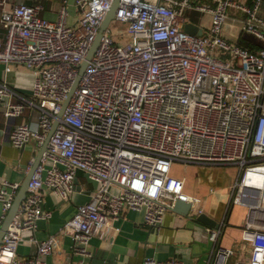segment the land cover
<instances>
[{
  "label": "built area",
  "instance_id": "obj_1",
  "mask_svg": "<svg viewBox=\"0 0 264 264\" xmlns=\"http://www.w3.org/2000/svg\"><path fill=\"white\" fill-rule=\"evenodd\" d=\"M27 1L0 0L5 30L0 107L8 124L23 117L27 107L38 116L37 123L10 125L16 148L35 141L40 149L59 124L3 238L0 264H47L44 257L58 240L36 236L38 221L52 217L43 191L70 201L80 171L99 186L61 231L73 239L72 254L82 264L95 256L93 238L118 231L115 221L126 210H144L152 227L161 226L178 199L193 205L190 215L203 212L194 213L201 200L186 193L185 179L173 175L177 162L239 166L231 199L244 205L258 199L261 209L255 220L249 215L242 232L251 259L235 264H264V0H121L113 20L124 26L120 39H113L110 25L81 76L115 0H74V25L67 23L69 0H62L55 21L43 16L47 0ZM192 12L210 17L201 35L186 31ZM230 21L240 24L239 36L229 33ZM246 33L262 46H242L240 36ZM16 64L33 74L31 98L19 99L12 87L9 74ZM20 186L0 180V230ZM26 231L38 246L33 257L18 253ZM209 232L215 243L209 264H229L235 250L217 245L220 230ZM144 264L185 262L180 256L147 257Z\"/></svg>",
  "mask_w": 264,
  "mask_h": 264
},
{
  "label": "crops",
  "instance_id": "obj_2",
  "mask_svg": "<svg viewBox=\"0 0 264 264\" xmlns=\"http://www.w3.org/2000/svg\"><path fill=\"white\" fill-rule=\"evenodd\" d=\"M16 1V0H14ZM32 2L27 1V4ZM62 0H47V10L58 13ZM58 15V14H57ZM192 12L190 20L200 28L207 31L210 17ZM46 18V17H45ZM237 21L228 24L229 33L236 36L240 30ZM5 33L0 25V39ZM239 36V34H238ZM252 45L255 49L262 44ZM13 73V74H12ZM12 87L16 94L24 98H31L33 74L22 65H15L12 71ZM5 66L0 64V79L4 78ZM10 76V74H9ZM19 99H22L19 97ZM23 117L14 119L8 124L3 108L0 107V180L12 182L25 181L29 174L28 164L36 158L40 150L36 142L24 148H16L10 139L11 126L23 121L37 123L38 116L33 108H26ZM173 175L185 179L186 193L192 197H198L201 203L194 213L201 208L210 217L221 222L220 238L217 245L223 248L235 250L229 264H235L238 259H251L250 247L243 241L242 232L251 214L255 216L261 209L256 206L258 199L249 203L241 204L231 199L232 188L240 174L237 165L195 167L190 171L183 172L180 168L173 169ZM77 190L70 201H63L51 190L43 191L45 208L52 212L49 219L39 220L36 236L45 240L49 236H56L57 246L53 253L45 256L47 264H82L81 258L72 254L73 239L61 231L71 217L74 216L79 205L90 201L98 184L91 181L87 174L80 171L77 175ZM256 188H251L249 191ZM260 193V191H257ZM255 201V202H254ZM144 210H126L122 217L115 221L119 230H113L107 234L96 235L90 245L94 257H89L86 264H144L147 257H155L165 260L172 257H181L185 264H209L215 243L212 241L208 225L200 222L193 214L184 216L176 214L172 210L164 216V221L159 227H152L144 220ZM3 217V206L0 204V218ZM32 234L29 231L23 233L18 253L22 256L33 257L37 255V243L30 241Z\"/></svg>",
  "mask_w": 264,
  "mask_h": 264
},
{
  "label": "water",
  "instance_id": "obj_3",
  "mask_svg": "<svg viewBox=\"0 0 264 264\" xmlns=\"http://www.w3.org/2000/svg\"><path fill=\"white\" fill-rule=\"evenodd\" d=\"M120 3H121V0H115V2L113 3L114 4L113 7L111 8V10L106 15V17H105V19L103 21L104 23H103V25L101 27V31L98 34V36H97V38L95 40V43L93 44V46H92V48H91V50H90V52H89V54L87 56V60L84 61V64L82 65L80 76L84 73V70L86 69V67L88 65V61L90 60V58L93 56V54L95 53V51L99 47L103 32L109 28V26L112 24V21L115 19L116 14L119 11V7L121 6ZM186 31L189 32V33H198L199 35L203 34L202 29L198 25H196L195 23L188 24L186 26ZM80 79H81V77L76 81V83L74 84L71 92L69 93V97H68L67 101L65 102L64 107H63L62 111L59 113L60 114L59 115L60 118L63 117L64 111L67 108V104L69 103V100H70V98L72 96L71 94L74 91V89L76 88V86L79 83ZM58 124H59V120H57L54 123V125L52 126V128L50 130V133H49L45 143L39 149L40 152L37 155V157L35 158V161H34L33 166H32V170L29 172L27 178L25 179V181L20 186L21 188H20V190H19L18 194L16 195V198H15V200L13 202V207L11 208V210L7 213V215L2 220L3 224H2L1 230H0V246L4 243L3 238H4L5 234H6V232L9 230V227L11 225L12 220L15 218L16 214L20 210V208L22 206L21 205L22 202L28 196V192H29V188H30V186H29L30 181L32 180L34 173L38 169L37 167L40 165L44 153L47 151L46 149H47L49 140H50L52 134L54 133V130L58 126ZM0 153H1V143H0ZM77 182L78 181H77V178H76L75 183H77ZM192 209H193V205L191 203L178 199L176 204H175V207L172 209V211L174 213H176V214H182L184 216H188V215H190V212H191ZM196 218L200 222L208 225L210 228L219 229L221 227V222L220 221H218L215 218L210 217L205 212H201V213L197 214Z\"/></svg>",
  "mask_w": 264,
  "mask_h": 264
},
{
  "label": "rangeland",
  "instance_id": "obj_4",
  "mask_svg": "<svg viewBox=\"0 0 264 264\" xmlns=\"http://www.w3.org/2000/svg\"><path fill=\"white\" fill-rule=\"evenodd\" d=\"M69 2L71 4V7H70V15L68 17L67 23H69L70 25H74V22H76V20H77V15H76L77 14V9H76L75 5H73L74 0H69ZM45 17H46V19L48 18V19H50L52 21H55V20H57L58 15L56 13H53L50 10H47V14L45 13ZM111 29H112L111 36L113 37L114 40L118 41L120 39V35H121L119 30L124 29V26L118 25L117 22L113 21V23L111 24ZM114 31L116 32L115 35H114ZM216 54L218 56H221L219 51H217ZM12 74H10V76H9V79H10L11 82L13 81ZM174 165H175L174 169L180 168L183 172H186V171L188 172L192 168H195L197 166L200 167V165H198V164L183 163V162H177ZM231 165H233V164H231ZM231 165H229V166H231ZM238 168H239V166H238ZM245 260H247V259H245Z\"/></svg>",
  "mask_w": 264,
  "mask_h": 264
},
{
  "label": "trees",
  "instance_id": "obj_5",
  "mask_svg": "<svg viewBox=\"0 0 264 264\" xmlns=\"http://www.w3.org/2000/svg\"><path fill=\"white\" fill-rule=\"evenodd\" d=\"M240 37H241V38H240L239 42H240V44H241L242 46H244L245 48L247 47V48H250V49H254V47H253L252 45H253V44H254V45L259 44L257 38L254 37V36H252V35H250V34H248V33H246V34H242ZM259 42H260V41H259ZM260 43H261V42H260ZM261 44H262V43H261ZM255 49H256V47H255Z\"/></svg>",
  "mask_w": 264,
  "mask_h": 264
}]
</instances>
